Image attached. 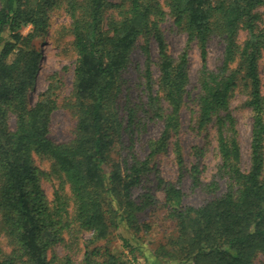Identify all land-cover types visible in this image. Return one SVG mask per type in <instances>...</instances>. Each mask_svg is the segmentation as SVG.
I'll use <instances>...</instances> for the list:
<instances>
[{
	"label": "trees",
	"instance_id": "1",
	"mask_svg": "<svg viewBox=\"0 0 264 264\" xmlns=\"http://www.w3.org/2000/svg\"><path fill=\"white\" fill-rule=\"evenodd\" d=\"M57 1L0 0V235L12 246L9 254L0 257V264L22 259L26 264H123L107 248L95 246L113 235L146 260L150 257L149 264H253L258 255L264 256V98L258 75L264 30L256 28L254 12L261 0L165 2L187 42L198 44V92L191 99L197 114L194 131H214L228 187L220 197L194 208L183 206L178 187L164 186L163 207L176 225L175 233L154 250L138 243L145 227L140 215L153 207L152 196H134L133 191L167 143H174L173 152L181 163L177 137L190 81L188 46L176 59L168 55L160 31L166 17L160 0H118L117 4L64 0L75 54L72 88L64 104L75 126L69 142L56 143L50 139V117L58 108L59 80L49 84L33 106L27 104V96L41 58L34 40L47 30L48 9ZM111 8L117 17L106 19ZM26 27L31 32L23 35ZM242 29L246 38L238 44ZM213 30L224 40L223 62L217 71L206 64V40ZM140 41L146 59L141 118L161 126L158 137L146 141L143 158L134 151L135 129L142 121L129 101L125 78L130 55ZM151 43L157 49L156 81L150 70ZM238 76L252 116L247 171L241 167L236 123L229 110ZM10 117L13 129L8 126ZM193 150L196 156L202 153ZM34 158L47 161L48 170L36 166ZM43 179L55 182L51 200L42 190ZM74 230L89 234L80 262L68 256L49 257V251Z\"/></svg>",
	"mask_w": 264,
	"mask_h": 264
},
{
	"label": "rangeland",
	"instance_id": "2",
	"mask_svg": "<svg viewBox=\"0 0 264 264\" xmlns=\"http://www.w3.org/2000/svg\"><path fill=\"white\" fill-rule=\"evenodd\" d=\"M113 4L119 3L118 0H109ZM166 0H160L162 10L166 17L160 22V31L167 47V53L172 58H177L185 49L188 52V71L189 85L186 89V103L181 111V127L178 134L179 146L181 148V163L178 156L173 152V142L167 143L163 152L156 155L149 163V171L144 177V182L133 191V195L149 193L152 196V208H146L140 215L141 223L145 227L138 234V243L145 250H154L163 245L175 233V223L168 219L163 207L164 195L163 187L167 185L178 187L183 195L184 207H201L211 200L220 197L227 190V181L221 171L219 157L215 149V133L213 130L194 131L196 124V108L191 99L198 92V71L200 68V54L198 44L194 41L187 42L186 33L179 26H175L172 17L169 15ZM256 28L264 30V0L256 8ZM48 28L44 35L34 40V46L39 51L41 58L39 70L36 76L33 89L28 93L27 104L33 106L38 96L43 93L49 84L59 80L61 89L57 90V105L50 117V139L56 143H67L74 136L75 120L65 106L72 88V72L75 61V54L72 48V37L69 32L70 21L65 13L64 0H58L57 4L48 9ZM106 19L117 17L114 8L109 9L105 14ZM31 32L30 27L23 29L22 34L27 35ZM246 38V32L239 30L237 43L242 44ZM142 41L130 55L129 66L125 73V78L129 84L126 91L129 101L137 111L141 119V125L135 129L136 143L135 152L140 158L146 155V141L158 137L161 126L152 120H142V104L146 102V95L142 92V73L146 61L141 51ZM150 60L152 61V79H158L157 49L154 43L150 44ZM224 56V40L218 30H213L206 40V64L209 70L217 71L222 65ZM149 60V61H150ZM232 69L235 66L232 65ZM258 75L260 79L261 94L264 98V58L258 61ZM248 94L244 87L241 77H237V86L229 98L230 114L235 120L237 130V142L241 151V167L247 171L249 167V141L252 125V116L247 107ZM138 107V109H137ZM143 125V127H142ZM10 129L14 128V118L8 120ZM202 149V153L197 156L193 154L195 150ZM193 150V151H192ZM198 150H196L197 152ZM264 153V145H263ZM34 163L44 171L49 168L47 161L34 158ZM196 169V174L192 170ZM264 178V171L263 176ZM160 181L159 184H157ZM215 185V189L211 188ZM42 190L48 200L52 199L55 189V182L43 179L41 182ZM89 239V234L85 231L74 230L65 236V240L59 246L51 249L48 256L70 257L74 262H80L84 252V242ZM100 250L107 248L115 255L119 256L123 264H149L151 259L144 258L138 250H130L123 246L120 238L116 235L111 236L107 241L98 242ZM12 251L8 239L4 234L0 235V257ZM148 255V254H147ZM146 255V256H147ZM25 260L17 264H26ZM253 264H264V256L258 255Z\"/></svg>",
	"mask_w": 264,
	"mask_h": 264
}]
</instances>
